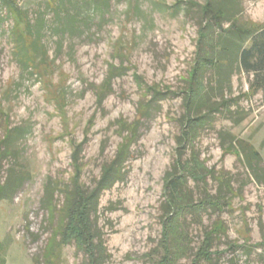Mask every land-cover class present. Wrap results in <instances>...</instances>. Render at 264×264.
Wrapping results in <instances>:
<instances>
[{
	"label": "rangeland",
	"instance_id": "1",
	"mask_svg": "<svg viewBox=\"0 0 264 264\" xmlns=\"http://www.w3.org/2000/svg\"><path fill=\"white\" fill-rule=\"evenodd\" d=\"M76 1L18 0L31 24L43 28L48 57L37 61L36 70L18 64L12 23L4 13L0 22V137L6 129L22 132L0 162L2 183L19 181L15 192L0 199V257L3 264H44L75 166L81 170L79 183L91 189L116 155L122 122L140 120L122 180L100 195L93 220L107 264H154L162 178L174 160L201 21L198 6L192 5L203 0H107V7L98 9L89 5L94 0H84L80 10H72ZM54 2L61 5L58 11L79 13L77 30L60 33L65 16L56 14ZM237 10L240 24L264 26V0H240ZM251 78L243 72L231 78L225 94L231 115L213 114L186 155H197L215 177L224 176L235 194L229 209L207 213L189 227L194 253L211 224L223 223L225 234L213 248L221 254L212 264H264V186L223 151L233 138L247 141L264 167V103L261 92L249 89ZM149 89L165 92L157 96L164 100L154 101L143 114L152 97ZM198 187L210 194L220 188L211 176ZM60 264H85V258L71 244L61 249Z\"/></svg>",
	"mask_w": 264,
	"mask_h": 264
},
{
	"label": "trees",
	"instance_id": "2",
	"mask_svg": "<svg viewBox=\"0 0 264 264\" xmlns=\"http://www.w3.org/2000/svg\"><path fill=\"white\" fill-rule=\"evenodd\" d=\"M239 1L203 0L201 4L192 5L198 6L201 21L197 30L188 88L182 99L183 114L179 119L180 132L175 139L174 160L162 178L161 236L154 264H185L182 260H189V264H212L213 257L221 254L213 250L215 241L225 234L221 221H214L204 232L194 253L189 227L200 222L207 213L219 214L229 209L230 198L235 196L234 191L224 176L215 177L213 171L207 169L197 155L192 153L190 158L186 155L189 149L192 150L200 129L211 124L213 114L224 111L231 115L230 100L225 94L230 93L231 78L236 73L243 72L252 76L248 87L255 93L261 92L264 103V26L251 28L239 23ZM84 2L86 1L72 2V10H80ZM89 5L93 9L104 8L107 7V0H94ZM51 6L57 8L56 14L65 16L60 33L77 30L79 13L71 14L66 8L58 11L61 5H56V2ZM3 13L12 23L10 36L18 64L36 70L40 66L37 61H46L48 57L42 42L41 20L38 21L41 27L33 26L27 12L18 5V0H0V22L3 20ZM151 92V99L143 105V114L154 101L164 100L157 96L165 92ZM214 96L216 101L212 99ZM139 121L129 124L122 122V139L116 155L109 164L102 167L100 176L91 189L86 190L79 183L81 170L75 166L72 187L64 191V204L57 214L61 222L42 255L44 264H60L61 249L71 244L77 252L83 254L85 264H107L109 256L93 216L97 212L100 195L122 180L124 163L129 156V144L136 140L141 127L137 125ZM21 134L19 129H6L0 137V162ZM77 150L78 147H75L73 152L75 162ZM223 151L243 162L252 179L264 186L261 157L249 142L233 138L230 147ZM210 176L220 187L214 194L198 187ZM12 184L7 181L2 183L0 180V199L15 192L19 181H13ZM194 188H197L198 194ZM2 247L0 242V256ZM3 263L4 260L0 257V264Z\"/></svg>",
	"mask_w": 264,
	"mask_h": 264
}]
</instances>
